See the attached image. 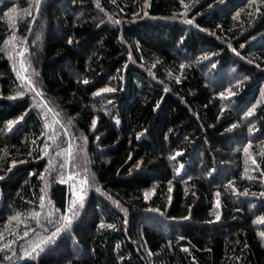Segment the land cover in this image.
Masks as SVG:
<instances>
[{
	"label": "trees",
	"instance_id": "trees-1",
	"mask_svg": "<svg viewBox=\"0 0 264 264\" xmlns=\"http://www.w3.org/2000/svg\"><path fill=\"white\" fill-rule=\"evenodd\" d=\"M261 221L264 0H0V264H264Z\"/></svg>",
	"mask_w": 264,
	"mask_h": 264
},
{
	"label": "snow or ice",
	"instance_id": "snow-or-ice-1",
	"mask_svg": "<svg viewBox=\"0 0 264 264\" xmlns=\"http://www.w3.org/2000/svg\"><path fill=\"white\" fill-rule=\"evenodd\" d=\"M249 114H251V113H249ZM261 222H264V221H261ZM262 235H264V233H262Z\"/></svg>",
	"mask_w": 264,
	"mask_h": 264
}]
</instances>
